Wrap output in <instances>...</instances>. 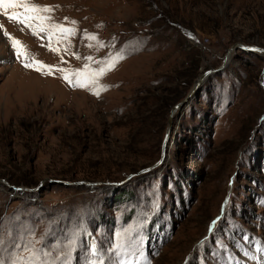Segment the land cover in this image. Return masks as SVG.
I'll return each mask as SVG.
<instances>
[{
	"label": "rangeland",
	"instance_id": "1",
	"mask_svg": "<svg viewBox=\"0 0 264 264\" xmlns=\"http://www.w3.org/2000/svg\"><path fill=\"white\" fill-rule=\"evenodd\" d=\"M29 2L73 32L0 7V262L264 264V0Z\"/></svg>",
	"mask_w": 264,
	"mask_h": 264
},
{
	"label": "snow or ice",
	"instance_id": "2",
	"mask_svg": "<svg viewBox=\"0 0 264 264\" xmlns=\"http://www.w3.org/2000/svg\"><path fill=\"white\" fill-rule=\"evenodd\" d=\"M0 7H2L4 9V15L8 16L9 20H15L17 19V15L14 13L11 16L8 15V9L9 8H17V7H22L25 11V13H28L29 15H27L23 20H20V23H28L29 21L32 20H39L40 24H39V32H48L49 36H51L53 33L55 32H60V33H67L69 35L72 34L73 30L72 29H67L64 28L63 26L60 25H55V26H49L47 25V21L50 19V17L47 16H42L39 15L41 13H48L50 11H52L51 8L49 7H40L38 5L32 4L29 2V0H0ZM29 27H31V24L29 23ZM34 35H38V32H34ZM91 39H95V37H92ZM12 46L13 49L15 51V54L17 56V58H21V56H25L26 53L23 51L22 46L20 45V42L17 40H12ZM50 50H55V49H51L50 46ZM89 60H91L92 58L89 57ZM103 66H101L100 68H98L97 70H85L83 72H77L74 73L73 75L76 77L75 81H74V86L76 87H80V88H96L97 91L94 93L96 95H99V92L104 90L103 86H101L99 84V80L100 78H102L104 75H106V73L111 70V68L114 66V62H108V61H102L100 62ZM25 67H31L32 65L29 63H25L24 65ZM43 67V66H41ZM35 70L39 71L40 68H36ZM51 71V69L49 68V72ZM65 80H69L70 78L68 75H65L63 77ZM47 255V253H46ZM0 264H3V262H0ZM11 264H31L30 260H26L23 257H17L16 259H14L13 261H11ZM45 264H47V262H45Z\"/></svg>",
	"mask_w": 264,
	"mask_h": 264
},
{
	"label": "water",
	"instance_id": "3",
	"mask_svg": "<svg viewBox=\"0 0 264 264\" xmlns=\"http://www.w3.org/2000/svg\"><path fill=\"white\" fill-rule=\"evenodd\" d=\"M238 47L239 48H241L242 49V51H244V52H250V53H264V49H261V48H257V47H253V46H242V45H234L233 46V48H232V50H234V49H238ZM227 57H228V55L226 56V58H224V60H223V63H222V65H221V67L219 68V69H216V70H211V71H208V72H205L198 80H197V82L195 83V86H194V88L192 89V91L188 94V96L182 101V102H180L178 105H176L173 109H172V111H171V113H170V117H169V121H168V130H167V133H166V137H165V140H164V142H163V149H164V147H165V144H166V142H167V140H168V138H169V134H170V130H171V123H172V119H173V114H174V112H176L177 110H180L188 101H189V99L192 97V95L196 92V91H198L199 90V88L201 87V85H202V83L206 80V78L207 77H209V76H211V75H215V74H217V73H220V72H222L224 69H226L227 67H228V63H229V61H227ZM163 154H162V159L155 165V166H153V167H150V168H148V169H145V170H143V171H141V172H139L137 175H142V174H144V173H147V172H150L151 170H153V169H155L157 166H159L162 162H163ZM131 177H133V176H130L128 179H130ZM128 179H126L125 181H123V182H121V183H114V184H111L112 186H121V185H123L124 183H126L127 182V180ZM61 184V183H60ZM63 185H70L69 183H62ZM116 187H114V188H116Z\"/></svg>",
	"mask_w": 264,
	"mask_h": 264
},
{
	"label": "bare ground",
	"instance_id": "4",
	"mask_svg": "<svg viewBox=\"0 0 264 264\" xmlns=\"http://www.w3.org/2000/svg\"><path fill=\"white\" fill-rule=\"evenodd\" d=\"M241 49V48H240ZM228 58H229V55H228V57H227V61H228ZM31 79V78H30Z\"/></svg>",
	"mask_w": 264,
	"mask_h": 264
}]
</instances>
